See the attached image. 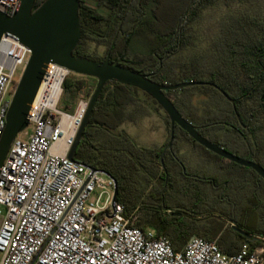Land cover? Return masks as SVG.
<instances>
[{
	"label": "trees",
	"instance_id": "1",
	"mask_svg": "<svg viewBox=\"0 0 264 264\" xmlns=\"http://www.w3.org/2000/svg\"><path fill=\"white\" fill-rule=\"evenodd\" d=\"M42 1L36 0L35 7ZM232 4H240L244 9L225 15L207 33L204 31L205 35L210 36L207 45L183 59V53L193 51L200 42L197 25L202 23L204 12L219 6L228 8ZM79 5L81 37L74 56L93 60L89 56L90 43L100 45L102 42L97 35L100 33L103 38H108L106 47H109L121 24L117 45L122 52L118 57L111 55L109 62L135 73H156L151 81L158 85L169 86L190 81L216 85L234 100L238 119L231 104L210 87H192L199 91L198 94L205 96L203 112L196 118L194 116L198 110L192 106L190 96L185 98L179 94L184 89L164 92V95L190 123L194 119H200L199 122L202 120L197 124L203 127L199 132L202 137L223 149H242L244 159L254 161L264 168V0H79ZM136 47L142 55L136 56L134 62L126 61L125 52ZM167 52L171 54L162 62L158 71V59ZM103 60L104 57L97 61ZM83 86L82 82L74 83L72 100L78 98ZM139 94H143L145 99ZM147 101L162 112L150 97L139 90L115 82L107 83L93 109L73 160L113 178L117 188L116 201L124 207V213L129 215L136 212L138 215L136 228L141 231L154 230L156 236L169 241L173 251L179 252L183 248V234L198 235L175 215L181 209L164 205L155 207L146 201L153 196L159 201L165 198L164 186L155 189L151 184L156 175L161 177L160 182L164 180L165 175L159 162L163 148L158 152L139 148L132 144L129 136L117 130L123 122L134 120L131 108L141 116L147 115ZM183 105L185 112L181 108ZM163 115L169 133L168 118ZM175 130L178 132L176 139L184 138L202 151L203 157L212 163L227 166V161L195 144L178 128ZM175 152L173 148L171 152H166L163 161L172 160ZM232 165L239 169L238 174L248 177L252 192L263 187L264 182L253 171ZM167 177V182H177L175 176ZM245 177L241 179L244 182ZM141 184L144 191L141 197L144 199L138 204H128L122 196H131L139 185L141 188ZM232 200L237 201L236 197ZM235 226L252 237L243 240L231 252L218 246L223 254L236 253L245 245L250 249L264 248V235L259 236L241 224ZM202 239L214 242L209 237Z\"/></svg>",
	"mask_w": 264,
	"mask_h": 264
},
{
	"label": "built area",
	"instance_id": "2",
	"mask_svg": "<svg viewBox=\"0 0 264 264\" xmlns=\"http://www.w3.org/2000/svg\"><path fill=\"white\" fill-rule=\"evenodd\" d=\"M18 3L0 0V13L11 16ZM28 57L19 42L1 38L0 138L8 97ZM69 75L47 65L27 127L0 168V264H264L262 247L225 255L214 242L194 237L175 252L166 238L136 228L137 213L126 215L113 203V178L67 159L90 97L80 92L70 113L58 108Z\"/></svg>",
	"mask_w": 264,
	"mask_h": 264
},
{
	"label": "water",
	"instance_id": "3",
	"mask_svg": "<svg viewBox=\"0 0 264 264\" xmlns=\"http://www.w3.org/2000/svg\"><path fill=\"white\" fill-rule=\"evenodd\" d=\"M35 3L36 0H19L11 16L0 13V40L3 36L10 37L29 51V57L16 84L5 117V128L0 138V168L12 141L26 129L29 107L39 88L45 68L48 64L53 63L66 68L70 74L92 78L96 81L94 90L89 97L85 117L67 156L69 161L75 162L73 155L85 128L89 124V119L104 86L109 82H115L144 93L167 116L169 139L159 155L162 168H164L163 156L167 150L171 149L174 130L175 127H178L194 143L206 151L227 162L253 171L264 182V169L261 166L252 161L238 158L202 137L164 95V92L186 88L210 87L231 104L238 119L234 100L230 99L220 88L211 83L193 81L169 86L158 85L151 81L149 75L135 73L119 65H112L109 62L108 54L103 61L74 56V51L81 37L79 0H43L37 7H35ZM158 64L160 70L161 60L158 61ZM92 170L94 171V169ZM116 198L115 183L113 203L116 202Z\"/></svg>",
	"mask_w": 264,
	"mask_h": 264
},
{
	"label": "rangeland",
	"instance_id": "4",
	"mask_svg": "<svg viewBox=\"0 0 264 264\" xmlns=\"http://www.w3.org/2000/svg\"><path fill=\"white\" fill-rule=\"evenodd\" d=\"M243 9L244 7L240 4H232L228 8L219 6L204 12L202 23L197 25V29H199L198 37L200 38V42L193 51L184 52L183 59H187L186 57L199 52L207 45L210 40V36L208 34L205 35L204 31L207 33L208 30H210L209 28L213 27V24L225 15L235 14ZM90 47L93 49L95 48L99 55L103 54L102 48H97L93 45ZM138 55L142 54L137 47L129 48L125 52L124 58L128 62H134L137 58L136 56ZM20 71L21 68H18L16 76H18ZM79 82L84 83L80 92L89 93V96L92 94L96 85L95 80L70 74L66 79V86L63 85V95L58 106L60 110L68 113L72 112L77 99L72 100L71 95L74 91V83L78 84ZM198 92L199 91L195 88H187L179 92V94H182L185 98H189L190 96V101L193 104L192 106L198 110L194 118L200 116L203 112L202 102L205 99V96L198 94ZM138 96L145 99L143 94H139ZM8 98L11 99V96ZM181 108L184 112L186 111L185 105L181 106ZM134 116V121H125L126 123H123V125L118 127L117 130L127 133L133 145L139 148L150 149L158 152L163 142L162 136H164V133L166 134L164 141L166 142L168 139L167 128L164 129V133L160 131L163 124L157 117L151 116L147 120H143L144 117L140 118V114L138 113L134 114ZM199 120L194 119L192 124H200L202 120L200 122ZM164 124L166 127V121H164ZM21 138H23L22 135ZM224 150L238 158L244 159L245 157V153L242 149L231 151V149L228 148ZM183 151L189 156L191 155L188 149L185 148ZM196 151L198 153L200 152L197 147ZM178 157L182 165H184L182 168L185 170V176L187 177L175 183L167 182V184L164 180L161 182L160 180L158 182L151 181V184L155 187V189L164 186L165 198L164 200L159 201L156 196H153L152 198L146 199V201L155 207L164 205L165 207L184 210L185 214L178 216V218L180 217L181 222L185 225L191 226V230L195 232L199 238L209 237L215 242L217 247L223 246L227 251L231 252L236 250L239 243L242 242V238H240L237 234L239 232H237L236 228L232 225L241 224L243 216L238 211L235 215H231L225 210H218L216 198L218 195L230 197L231 200L233 197H236V200L239 202L240 198L237 197V195L241 197L248 196L250 197L248 206L252 211H254V213L251 211L253 213L251 221L246 223L245 226L250 227L251 231L255 234L259 236L263 235L264 226L261 223L260 218L264 215V185L259 191L257 190L252 192L248 177H245L246 175L241 176L238 174L239 169L228 162H225L227 164L226 167L219 166L214 162L210 163L211 161H209L208 158L202 156L203 158L199 157L197 160H194V164L191 165L187 162L190 157L188 158L186 154H178ZM166 161H163V166H165ZM261 164L263 165V163ZM193 176L199 180H192ZM243 177H245V182L241 180ZM142 189L143 184H141V188L139 185L137 190H134L131 193V196L124 195L122 198H125L124 200L130 205L141 203V200L144 199V197H141L144 196L142 195L144 192H142ZM118 204L121 205V203Z\"/></svg>",
	"mask_w": 264,
	"mask_h": 264
},
{
	"label": "flooded vegetation",
	"instance_id": "5",
	"mask_svg": "<svg viewBox=\"0 0 264 264\" xmlns=\"http://www.w3.org/2000/svg\"><path fill=\"white\" fill-rule=\"evenodd\" d=\"M120 28H121V24H119V26H118V29H117V31H116V33H115V35H114V37L112 38V41H111V43H110V45H109V47H106V41H107V37H102V35L99 33V34H97L98 35V39H99V41L100 42H102L100 45H97V44H95V43H90V45H89V56L90 57H92V58H94L93 60H95V61H97L98 60V58H103L104 57V59L106 58V56H107V54L109 55V59H110V56L111 55H115L116 57H118V55H120V53L122 52L121 51V49H118V45H117V42L119 41V38H120ZM102 37V38H101ZM91 45H93V46H95V47H97V48H102L103 49V54L102 55H99L97 52H96V50H95V48L93 49V48H91L90 46ZM167 53H170L171 54V52H167ZM167 53H165L161 58H159L158 59V61L159 60H161V66H162V62L167 58V57H169L170 56V54H167ZM85 55H87L88 56V54H85ZM160 69H161V67H160ZM158 71H159V64H158ZM156 73H151L149 76H150V79H151V77L152 76H154ZM155 106V105H154ZM156 107V106H155ZM184 119H186L187 121H188V118H186V117H183ZM189 122V121H188ZM169 123V122H168ZM190 123V122H189ZM192 124V123H191ZM196 129H197V132L199 133L200 132V130H201V128H203V127H200L199 125H194V124H192ZM175 128H178V127H175ZM179 129V128H178ZM180 130V129H179ZM182 131V130H181ZM177 131L176 130H174V140H173V143H172V147H171V149L170 150H167L166 152H171V150H172V148L173 149H176L177 148V144H178V142H179V140L178 139H176V136L178 135V132L176 133ZM183 132V131H182ZM200 134V133H199ZM180 137V136H179ZM168 139H169V133H168ZM168 139H167V141H166V143H165V145L167 144V142H168ZM184 139V138H183ZM186 141V140H185ZM189 143V142H188ZM191 145H193L192 143H190ZM196 144V143H195ZM165 145H164V147H165ZM163 147V148H164ZM163 150V149H162ZM165 152V153H166ZM176 154H175V157L172 159V160H167V162H166V164H165V166H164V168H162V171H163V173H164V175H165V177H164V181H165V183L167 184V181H168V177H167V175H169V176H175L176 177V181L178 182L179 180H181V179H183V178H186L187 176H185L186 175V173H185V170H183V168H182V166L184 167V165H182V163H181V161H180V159H179V157H178V153H177V151L175 152ZM166 172V173H165ZM183 176V178H180L179 179V177H182ZM160 178L161 177H159V180H160ZM156 179V177H154L153 179H152V181H154ZM192 180H196V181H198L199 179L198 178H195V176H193L192 177ZM155 182V181H154ZM226 186V185H225ZM217 202H216V204H217V209L218 210H225L226 212H228V213H230L231 215H235V213H237V211L239 212V213H241L242 214V223H241V225H243V226H245L246 225V223H249L250 221H251V218H252V214L254 213V211H252L251 210V208L248 206V203H249V199H250V197H248V196H242L241 198H240V201L238 202V201H234V200H231V199H229L227 196H225L224 197V195H218L217 196ZM236 202H238V203H236ZM216 206V205H215ZM216 208V207H215ZM253 213H252V212ZM182 214H185V212H184V210H181L180 211V213H176L175 215L177 216H182ZM177 216V217H178ZM236 221V220H235ZM260 221H261V223L263 224V226H264V215L260 218ZM234 228H236V230H238V231H240L241 233H237L238 234V236L240 237V238H242V241L243 240H248L250 237H252V235H249L248 233H246L245 231H243L242 229H240V228H238L237 226H235V224L234 225H232ZM245 227H247V226H245ZM249 230H251V228L250 227H247ZM263 235H264V233H263Z\"/></svg>",
	"mask_w": 264,
	"mask_h": 264
},
{
	"label": "crops",
	"instance_id": "6",
	"mask_svg": "<svg viewBox=\"0 0 264 264\" xmlns=\"http://www.w3.org/2000/svg\"><path fill=\"white\" fill-rule=\"evenodd\" d=\"M146 109H147V115H145V116H139L140 118L141 117H144L143 118V120L144 119H148L149 117H157V118H159L161 121H162V124H163V126H161V132L162 133H164V129H166V127H165V124H164V121H165V118H164V115H163V113L161 112V111H158L157 109H156V107L152 104V103H150V102H148L147 101V105H146ZM134 114H137V112H136V110L135 109H133V108H131L130 109ZM133 114V115H134ZM138 114H139V112H138ZM132 121H134V120H132ZM123 123H126V122H123ZM123 123L122 124H120V126H122L123 125ZM119 126V127H120ZM159 131V130H158ZM159 131V132H160ZM125 133V132H124ZM168 133V132H167ZM127 136H129L127 133H125ZM165 137H166V134L164 133V136H162V139H163V142H162V144H161V148L160 149H162L163 148V146L165 145ZM167 137H168V135H167ZM188 149L189 150V153L191 154L190 156L186 153V152H184L183 151V149ZM176 151H177V153L179 154V155H184V154H186L187 155V157L189 158L190 157V159H189V161H187L188 162V164H191V165H193L194 164V160H197L199 157L200 158H203L202 156H203V153H202V151H200L199 153L196 151V147L195 146H193V145H191L190 143H188L187 141H185L184 139L183 140H179V142H178V144H177V148H176ZM210 163H212V161L210 162ZM176 176V175H175ZM156 177V179L154 180L155 182H158L159 181V175H156L155 176ZM180 178H183V176L182 177H179V179ZM146 231H151V232H154V230H152V229H148V230H146ZM155 233V232H154ZM156 235V234H155ZM160 237V236H159ZM194 237H196V238H199V237H197V236H190V235H188V234H183V246L186 244V242L188 241V240H190L191 238H194ZM232 254H234V253H232ZM229 255H231V254H229Z\"/></svg>",
	"mask_w": 264,
	"mask_h": 264
}]
</instances>
